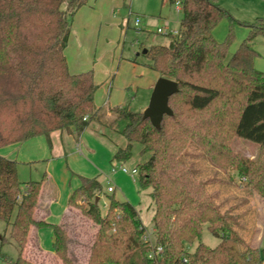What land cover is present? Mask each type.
I'll return each instance as SVG.
<instances>
[{
	"label": "trees",
	"instance_id": "trees-1",
	"mask_svg": "<svg viewBox=\"0 0 264 264\" xmlns=\"http://www.w3.org/2000/svg\"><path fill=\"white\" fill-rule=\"evenodd\" d=\"M87 1L0 0V148L38 136L51 146L54 132L77 138L91 130L92 122L108 126L125 141L112 145L111 135L93 130L111 144L112 168L135 154L140 158L132 170H137L139 188L150 190L153 248L162 249L158 264H264V249L237 234L230 223L231 207L219 211L207 191L214 180L200 181L182 158L194 145L210 166L232 170L264 199V73L254 67L251 47L257 36H264V21L239 23L217 0H168L181 5L176 33L166 35V45H151L140 53L149 69L178 88L168 100L172 114L154 128L142 112L127 106L96 108L93 72L69 73L64 50L71 21ZM222 19L229 24L218 41L213 30ZM238 23L248 34L226 60ZM234 138L257 144L259 155L248 159L233 152ZM42 187L43 179L20 182L17 162L0 156V220L18 250L13 264H34L23 253L31 232L44 228L52 231L53 255L62 264H77L67 226L63 221L50 224L42 215L48 203H41ZM102 192L96 177H80L68 200L69 208L80 210L96 227L85 264H156L147 257L153 248L142 240L145 229L138 210L111 195L103 212ZM204 226L219 240L214 247L201 242Z\"/></svg>",
	"mask_w": 264,
	"mask_h": 264
},
{
	"label": "rangeland",
	"instance_id": "rangeland-1",
	"mask_svg": "<svg viewBox=\"0 0 264 264\" xmlns=\"http://www.w3.org/2000/svg\"><path fill=\"white\" fill-rule=\"evenodd\" d=\"M217 1L239 23H257L258 19L264 21V0ZM127 2H129V7L119 9L114 16V20L117 19L116 22L120 20L123 23V27H119V22L116 25L117 30L115 28L105 30L102 27L98 42H96L95 33L94 38L87 44L86 48L90 61L94 60L96 55L97 60L100 62L98 70H101L103 74L105 73L104 67L111 66L114 56L116 63L111 74L116 73L115 69L120 58H123L125 61L127 60L125 65L118 68L114 80L111 81L110 79L105 89L100 87L101 92L98 95L96 94L95 104L102 106L106 102L111 106H127L133 112H143L148 106L152 92V90L147 91L146 84L150 83L152 75L156 77V73L149 70L146 65L150 62L140 53L151 45H166L169 40L168 37L163 34H157L156 29L161 26L165 19L169 23V31H177L181 14L175 10L174 5L168 4V0H127ZM136 18L139 19L140 23L137 27H134ZM239 23L233 27L234 39L228 49L226 60L232 56L248 34V29ZM228 24L227 19H222L214 28L216 34L221 37L220 41L224 39L227 33ZM145 31L150 32L146 33ZM251 47L256 53L254 63L256 62L259 65V62H261L264 66V36H257L251 42ZM137 54L140 55L137 56ZM135 59L136 63L141 65H135L133 63ZM97 60L95 61L97 62ZM254 67L259 70L256 65ZM104 120L106 123L108 122L107 118ZM106 123L104 124L106 125ZM93 130H101V133L106 136L111 135L113 137L112 145H125V141L112 131V129H108V126L100 128L98 123L92 122L91 130H88L89 133L97 140L103 142L110 152H112L111 144L100 139ZM231 149L233 152L248 159H254L260 153L257 144L240 138H234L232 140ZM182 158L188 168L197 175L200 181L205 182L208 179L214 180L213 182H209L207 191L215 201L219 211L223 212L231 207L232 211L229 212V217L231 216L230 223L237 234L246 240H250L251 245L264 249V199L256 192L247 189L245 183L239 182V178L232 170L228 172L220 171L210 166L205 157H203L194 145H191L185 150ZM139 161L140 158L135 154L130 162L124 165H115L114 168L118 171L119 167L123 166L130 172L133 166ZM41 163L36 162L24 166L23 164L19 165L17 163V167H20L19 181L22 183L27 181L28 170L31 165L32 169L38 170V180L35 178L33 181H39L41 175L39 174L40 169L38 168H40ZM106 176L108 177V174ZM126 176L131 181V188L128 191L125 190L128 196H125L126 194L119 189L114 194L107 193L108 178H106L105 182H102L103 178H99L103 190L100 194L99 205L104 212L108 205L107 196L111 195H114V198L120 201L129 202V197L134 199L136 203L135 208L138 210L140 221L145 229L144 232L153 241L154 235L152 233L151 223L153 207L148 196L150 190L139 188L135 178H132L129 174H126ZM81 203L83 204V202ZM104 206L106 207L104 208ZM63 223L67 226L69 232L70 248L73 253V255L71 254L72 259L77 264H85L88 256V248L93 240L96 227L80 213V210L74 207L69 208V212L65 215ZM243 229L245 230L243 231ZM251 232L253 235L250 238ZM32 238L31 236L30 244L24 250L23 255L25 258L34 264H62L55 255L39 252ZM218 241V238L214 237L206 226H204L201 233V242L208 247H214ZM194 248L195 244L189 246L188 250L193 251ZM17 256L18 250L9 236V229L0 220V264H13Z\"/></svg>",
	"mask_w": 264,
	"mask_h": 264
},
{
	"label": "crops",
	"instance_id": "crops-1",
	"mask_svg": "<svg viewBox=\"0 0 264 264\" xmlns=\"http://www.w3.org/2000/svg\"><path fill=\"white\" fill-rule=\"evenodd\" d=\"M168 4L171 5L169 2ZM128 7L129 2L127 0H88L84 6L78 9L71 21V31L64 50L68 71L71 74L93 72L94 83L97 85V90L94 94V105L96 108L103 107L108 109L115 107L106 102L102 106L95 104V96L101 92L100 87L105 89L107 82L110 79L111 81L114 80L118 68L125 65L127 60L120 58L115 69L116 73L111 74L116 63L114 56L111 66L104 67L105 73L103 74L101 70H98L100 62L97 60L96 55L94 60L90 61L86 46L94 38L95 33L96 42H98L102 27L105 30L116 29L118 22L120 23L119 27H123V23L120 20L116 22L117 19L114 20V16L119 9ZM165 22L167 21L164 19L161 26ZM145 32L149 33L150 31ZM213 36L216 40H221L215 29L213 30ZM133 63L141 65L136 63V59ZM255 63L254 65L259 71L263 72V64L261 62H259V65ZM149 70L152 71L151 69ZM151 77L150 83L146 84L147 91L153 89L155 80L159 78V75L156 73V77H153V75ZM50 138L51 146L48 145L44 136H38L23 143L0 148L1 157L14 160L19 165L23 164L24 166L42 162L39 166L40 168H38L40 169V180L43 179L41 203L48 202L42 215L48 223L60 224L63 221L65 215L69 212L68 200L72 191L80 185V177H98L97 180L103 178L102 182H105L106 178H108L109 182L114 186V193L118 189L125 193V190L128 191L131 188L130 178L126 174L117 170L113 171L110 165L112 156L110 150L103 142L94 138L88 130H85L77 138L74 135L60 132L52 133ZM19 168L17 167V178L20 174ZM106 174H108V177ZM35 178L38 180V170L32 169L31 165L29 166L27 181ZM98 181L101 183L100 179ZM125 194V196H128L127 192ZM129 198V203L135 206L134 199ZM31 234L35 237L39 252L53 255L51 229H39L32 231Z\"/></svg>",
	"mask_w": 264,
	"mask_h": 264
},
{
	"label": "water",
	"instance_id": "water-1",
	"mask_svg": "<svg viewBox=\"0 0 264 264\" xmlns=\"http://www.w3.org/2000/svg\"><path fill=\"white\" fill-rule=\"evenodd\" d=\"M145 52L146 49L142 50L141 53L144 54ZM177 92L178 88L176 82L164 77H159L156 80L151 92L148 106L142 112L143 117L148 119L154 128H159L164 115L169 116L172 114L168 106V100Z\"/></svg>",
	"mask_w": 264,
	"mask_h": 264
},
{
	"label": "built area",
	"instance_id": "built-area-1",
	"mask_svg": "<svg viewBox=\"0 0 264 264\" xmlns=\"http://www.w3.org/2000/svg\"><path fill=\"white\" fill-rule=\"evenodd\" d=\"M174 7H175V10L177 12H179L181 10V5H180V2L179 1H176L174 4ZM139 19L136 18L135 21H134V27H137L139 25ZM156 33L157 34H163V35H167L169 33H172V34H175V32H170L169 31V25L167 22H165L162 26L158 27L156 29ZM78 148V146H77ZM113 171H115L116 169L115 168H112ZM118 171L124 173V174H129L132 178H136V174H137V170H131L130 172L127 171V169L123 166H120ZM114 191V186L108 181L107 182V188H106V192L107 193H113ZM106 206H104L105 208ZM142 240L144 242H148L150 244V246H152V248L154 247L153 246V241L151 240V237L148 235L146 236V232H144L143 236H142ZM161 252H162V249L161 247H155L153 249H151L149 252H148V259L153 261L154 263L158 264L159 262V259H160V255H161Z\"/></svg>",
	"mask_w": 264,
	"mask_h": 264
}]
</instances>
